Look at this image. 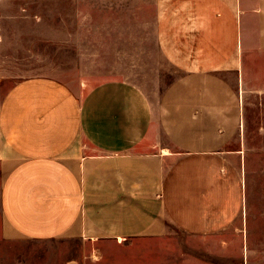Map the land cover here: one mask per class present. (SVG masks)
<instances>
[{
  "label": "crops",
  "instance_id": "1",
  "mask_svg": "<svg viewBox=\"0 0 264 264\" xmlns=\"http://www.w3.org/2000/svg\"><path fill=\"white\" fill-rule=\"evenodd\" d=\"M156 2L182 74L156 101L121 79L81 94L44 76L0 96V242L143 243L132 264H228L244 246L219 153L264 88V0Z\"/></svg>",
  "mask_w": 264,
  "mask_h": 264
},
{
  "label": "rangeland",
  "instance_id": "2",
  "mask_svg": "<svg viewBox=\"0 0 264 264\" xmlns=\"http://www.w3.org/2000/svg\"><path fill=\"white\" fill-rule=\"evenodd\" d=\"M157 12L156 0H0V96L24 78L44 76L81 94L121 79L156 101L182 77L163 53ZM249 90L244 125L219 153L230 164L223 174L232 194L237 188L232 208L247 212L233 239L244 246L224 255L228 264H264V88ZM1 217L0 210V224ZM143 246L0 242V264H132L131 252ZM138 259L146 264L145 255Z\"/></svg>",
  "mask_w": 264,
  "mask_h": 264
}]
</instances>
